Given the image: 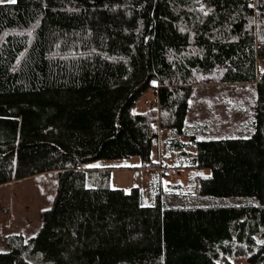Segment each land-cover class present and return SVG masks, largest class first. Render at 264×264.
Wrapping results in <instances>:
<instances>
[{"label":"trees","instance_id":"trees-1","mask_svg":"<svg viewBox=\"0 0 264 264\" xmlns=\"http://www.w3.org/2000/svg\"><path fill=\"white\" fill-rule=\"evenodd\" d=\"M212 77L255 87L254 131L190 136L185 154L211 172L200 196L255 203L165 209L157 196L146 207L138 188L112 189L108 170L87 187L91 163H148L160 130L183 135L193 88ZM149 90L160 113L135 114ZM51 173L40 229L6 237L0 264L36 253L52 264H264V0L0 3V186Z\"/></svg>","mask_w":264,"mask_h":264},{"label":"rangeland","instance_id":"rangeland-1","mask_svg":"<svg viewBox=\"0 0 264 264\" xmlns=\"http://www.w3.org/2000/svg\"><path fill=\"white\" fill-rule=\"evenodd\" d=\"M0 3L10 2L3 0ZM254 10L257 12L256 8ZM180 29L190 31L189 39L194 40V30H187L183 26ZM224 35L226 40L234 39L233 31H225ZM217 81L216 77H212L206 83L194 86L183 135L169 129L160 130L161 139L153 150L150 162L144 163L141 157L93 162L85 168L88 170L87 187H96L98 172L108 170L112 189L130 192L138 188L142 204L146 207L155 206L157 196L165 209L255 203L254 198L200 196L197 179L209 176L211 172L190 167L192 157L185 154L194 153V148L187 145L190 136H197L199 140H213L249 137L254 131L255 87L222 86ZM155 98L153 90H149L137 102L133 112L143 114L157 110L160 113L151 107ZM58 181V175L51 173L0 186V253L10 251L6 237L21 234L28 240L36 235L41 227V212L53 205ZM28 261L30 264H52L41 253L29 257ZM235 264L247 263L245 259H238Z\"/></svg>","mask_w":264,"mask_h":264},{"label":"built area","instance_id":"built-area-1","mask_svg":"<svg viewBox=\"0 0 264 264\" xmlns=\"http://www.w3.org/2000/svg\"><path fill=\"white\" fill-rule=\"evenodd\" d=\"M153 94L156 95V94H155V91H153ZM155 99H156V100H155ZM155 99H154L155 101H154V100L152 101V103H151V107L154 108V109H159V108H158L159 105H158V99H157V96H156Z\"/></svg>","mask_w":264,"mask_h":264},{"label":"snow or ice","instance_id":"snow-or-ice-1","mask_svg":"<svg viewBox=\"0 0 264 264\" xmlns=\"http://www.w3.org/2000/svg\"><path fill=\"white\" fill-rule=\"evenodd\" d=\"M0 2H3V0H0ZM10 3H16V0H8Z\"/></svg>","mask_w":264,"mask_h":264},{"label":"crops","instance_id":"crops-1","mask_svg":"<svg viewBox=\"0 0 264 264\" xmlns=\"http://www.w3.org/2000/svg\"><path fill=\"white\" fill-rule=\"evenodd\" d=\"M224 138V137H223ZM218 139H222V138H218Z\"/></svg>","mask_w":264,"mask_h":264}]
</instances>
